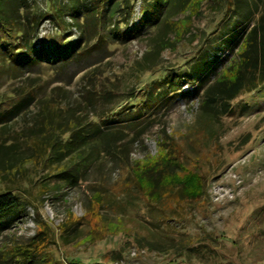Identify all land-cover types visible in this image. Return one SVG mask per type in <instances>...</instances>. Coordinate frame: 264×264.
Listing matches in <instances>:
<instances>
[{
  "label": "rangeland",
  "instance_id": "rangeland-1",
  "mask_svg": "<svg viewBox=\"0 0 264 264\" xmlns=\"http://www.w3.org/2000/svg\"><path fill=\"white\" fill-rule=\"evenodd\" d=\"M182 1L163 0L157 17L153 14L156 23L131 40L113 36L108 20L103 26L108 47L104 44L61 67L43 64L25 73L24 78L40 81L46 93L64 86L68 101L75 103L83 99L87 77L97 69L101 81L116 85L120 97H129L114 111L132 102L135 108L113 117L127 130L122 157L101 155L77 180L50 185L38 201L33 188L35 204L28 200L23 210L0 215V250L35 235L40 214L55 231L51 252L63 264L74 258L83 264H264V83L227 106L218 101L204 108L210 86L225 68L241 61L246 34L264 14V0H190L183 11ZM37 3L44 7V0ZM135 5L127 28L142 16L141 1ZM65 20L72 22L69 16ZM172 20L179 38L167 27ZM70 29L74 40L79 31ZM57 31L47 19L37 40ZM88 32L91 44L96 37L91 27ZM162 36L159 50H153V39ZM146 53L156 65L138 72ZM163 71H174V81L181 77V89L171 95L163 87L164 99L146 106L140 97L143 89L151 81L161 84ZM15 82L6 79L0 90ZM162 148L202 177L204 194L199 199L175 205L170 199L177 200L179 193L174 189L155 203L131 182L129 167L138 168ZM10 152L4 149L0 157L7 159ZM15 152L29 154L28 149ZM156 160L145 173L160 179L170 161ZM176 170L185 172L180 164ZM97 191L106 195L109 205L93 200ZM113 226L115 232L110 233L107 229Z\"/></svg>",
  "mask_w": 264,
  "mask_h": 264
},
{
  "label": "trees",
  "instance_id": "trees-1",
  "mask_svg": "<svg viewBox=\"0 0 264 264\" xmlns=\"http://www.w3.org/2000/svg\"><path fill=\"white\" fill-rule=\"evenodd\" d=\"M138 1L142 4V16L127 28ZM162 2L44 0V7H40L37 0H0V78L7 76L6 79L17 81L9 88L0 90V153L4 149L11 150L7 159L0 157V215L23 210L28 200L35 204L30 194L33 188L37 191L33 195L34 199L38 201L50 189V185L55 184L53 186L56 188L62 181L77 180L86 166L101 155L122 157L125 146L122 140L127 138V130L116 123L117 119L113 117L124 112V107L121 112L114 110L120 109L119 104L129 100V97H120L115 90L116 85L110 87L101 81V73L96 72L97 69H93L87 77L89 84L81 90L83 99L75 103L68 101L64 86L56 85L46 93L40 81L31 76L24 78L25 73L43 64L61 67L85 58L104 44L108 47V36L103 32V26L108 20L113 25L110 30L113 36L123 41L133 39L156 23L158 7ZM189 4L190 0H183L180 10L189 9ZM66 16L71 17V23L65 20ZM47 19L57 27V34H46L43 40H37L41 26ZM175 25V20L167 21V27L177 33L175 37H178L180 34ZM71 26L79 31L74 40H70ZM90 27L96 37L91 44L92 34L88 32ZM163 36L161 39H153L156 40L153 42L156 43V46H152L153 50H159L158 45L164 41ZM244 42L241 61L225 68L215 84L210 86L204 108L218 101L227 106L242 92L250 93L264 83V14L247 32ZM142 58L136 67L138 72L151 70L156 65L151 54L147 56L146 53ZM233 67L235 71L231 69ZM174 77V71H163L159 81L161 84L149 82L146 89H143L144 94L140 96L142 103L146 106L160 103L164 99L165 88L170 89L171 95L179 93L183 81L181 77L174 81ZM97 104L101 105L99 109L96 108ZM134 106L132 102L125 110L134 109ZM172 147L170 149L174 150ZM14 149H28L29 154L16 153ZM151 158L138 168L129 167L131 182L148 199L156 203L176 189L179 198L170 199L176 205L183 201L197 200L204 194L202 177L186 170L176 157L171 156L168 148H162L158 155ZM158 158L163 163L170 161V169L165 170L160 179L145 173L146 166L157 165ZM177 164L185 171L183 174L176 170ZM93 200L101 205L110 204L106 195L100 192L93 195ZM38 216L40 218L35 235L26 242L4 246L0 250V264H63L57 262L51 252V244L56 242L54 229L40 214ZM115 228L113 226L107 230L112 233ZM99 230L106 233L102 228ZM88 240L92 241L93 238ZM69 262L83 264L77 258Z\"/></svg>",
  "mask_w": 264,
  "mask_h": 264
}]
</instances>
